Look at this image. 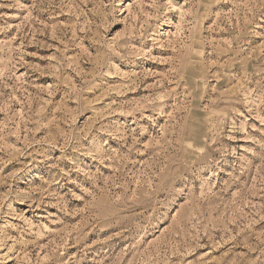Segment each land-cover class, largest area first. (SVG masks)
Returning <instances> with one entry per match:
<instances>
[{
	"label": "rangeland",
	"instance_id": "1",
	"mask_svg": "<svg viewBox=\"0 0 264 264\" xmlns=\"http://www.w3.org/2000/svg\"><path fill=\"white\" fill-rule=\"evenodd\" d=\"M0 264H264V0H0Z\"/></svg>",
	"mask_w": 264,
	"mask_h": 264
}]
</instances>
